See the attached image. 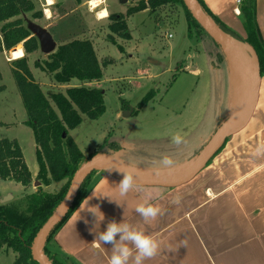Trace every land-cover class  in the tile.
<instances>
[{"label":"crops","instance_id":"crops-1","mask_svg":"<svg viewBox=\"0 0 264 264\" xmlns=\"http://www.w3.org/2000/svg\"><path fill=\"white\" fill-rule=\"evenodd\" d=\"M68 1L53 0L51 7L64 6ZM80 1L82 5L89 3V0ZM245 1L203 0L210 12L242 39L247 38L241 17ZM254 7L264 42V0H254ZM107 10L111 18L110 14L114 11ZM152 13L145 10L135 15ZM169 35H173L171 40L175 38L171 32ZM193 55L191 63L185 62V68H182L183 73L195 83V89L191 90L194 100L191 110L186 107V112L181 111L180 122L176 124L158 126L164 135L167 132V136L176 129L177 132L170 137L171 141L177 133L183 138L189 128L196 126V129H200L207 122H210L211 140L243 109L240 108L234 115L230 113L236 86L239 88V83L235 84L231 63L230 67L228 64H218L205 49L203 54L197 51V58ZM203 56L206 61L202 65L198 60ZM97 84L93 82L91 86ZM184 114H190L192 120H188ZM207 144L193 156L177 161V167L170 172L158 173L135 167L141 169L137 170L141 175L152 177H169L185 172ZM177 147L172 143L173 150ZM218 152L207 167L185 185L177 188L135 186L123 197L118 188L120 180L104 171H97L89 193L56 231L49 248L59 260L70 264H108L111 245L92 242L96 232L106 230L109 221L121 222L125 219L137 227H144L160 243L157 255L145 264H264V76L261 77L257 107L249 125L227 140ZM30 171L33 183L37 185L39 166L34 170L30 168ZM54 184L57 183L51 185ZM177 198L178 203L175 202ZM146 199L161 208V214L148 222L143 221L135 211L136 206ZM101 219L103 221L100 222ZM1 253L12 254L16 261L17 255L11 250L5 248Z\"/></svg>","mask_w":264,"mask_h":264},{"label":"rangeland","instance_id":"rangeland-1","mask_svg":"<svg viewBox=\"0 0 264 264\" xmlns=\"http://www.w3.org/2000/svg\"><path fill=\"white\" fill-rule=\"evenodd\" d=\"M32 1L35 4V12H42L44 17L35 20L34 13L23 15L27 28L29 23H33L46 29L53 36L57 48L76 40H89L103 66V79L98 81L95 87L91 86L93 82L79 80L71 81L70 86L60 85L51 74L37 67L38 62L43 64L49 56L44 55L40 48L28 56L35 82L56 111L51 100L54 94H65L72 87L91 89L98 87L104 92L106 105L104 116L97 121L83 116L80 127L70 132L85 156L84 164L91 157L106 156L99 152L105 141L107 145L104 151L110 152L107 156L113 158L120 166L127 165L126 162L150 170H155L153 162L163 154H173L177 161H181L198 153L209 143L210 122L200 129H196V126L189 128L183 134V145L174 150L171 148L170 137L177 132L176 129L167 136V132L164 135L158 128L160 125L167 126L180 122L181 111L186 112V107L191 110L194 101L191 90L195 89V83L193 84V80L183 73L182 68H185V62L191 61L193 54L194 58H197V51L203 54L204 49V45L197 40L188 39L187 19L181 6L169 5L154 11L152 15L140 14L129 17L128 11L140 0H128L127 3H122L121 0H106L103 8L113 10L114 13L110 14L111 18L108 17L109 19L101 22L90 11L88 4L82 5L80 0H69L64 6L50 7L51 19H48L46 14V0ZM118 15L119 18L123 17L127 27L129 26L127 29L128 34L130 33L129 40L120 38L110 30ZM170 32L175 35L172 40L168 39ZM110 35L114 37V44L109 40ZM18 48L23 50V46L20 45L0 55V141L4 139L17 141L29 169L34 170L38 167L36 143L33 130L26 125L28 116L13 75L11 53ZM205 61L206 57L203 56L198 63L203 65ZM228 66L230 67L229 61ZM152 91L155 92L154 97L147 105L141 107L145 97ZM185 117L192 120L190 114ZM38 182L37 185L33 183L30 187L22 189L20 184L0 180V205L10 194L16 198L12 197L7 204L31 193L59 194L66 184L62 182L54 186H45ZM61 262L70 264L65 260ZM14 263L12 254H0V264Z\"/></svg>","mask_w":264,"mask_h":264},{"label":"trees","instance_id":"trees-1","mask_svg":"<svg viewBox=\"0 0 264 264\" xmlns=\"http://www.w3.org/2000/svg\"><path fill=\"white\" fill-rule=\"evenodd\" d=\"M197 1L217 27L252 47L259 60L261 77L264 76V42L257 26L254 0H246L241 8V17L247 31L246 39H242L215 17L203 0ZM169 5H179L184 9L188 39L197 40L204 45L205 51L216 59L218 64H227L226 57L218 44L194 19L183 0H140L127 15L130 17L145 10L154 12ZM35 9L32 0H0V33L2 35L0 55L4 51L23 46V50L18 48L11 53V56L13 75L28 116L26 125L33 130L36 143V158L39 166L37 180L45 186L62 182L66 184L59 194H32L11 204L0 205V252L6 248L15 253L17 255L15 264H38L33 261L31 251L34 239L65 198L76 172L85 162V156L70 132L80 127L83 116L97 121L106 113L104 92L100 89L70 88L65 94H54L51 100L56 111L41 87L35 82L29 67L28 56L39 50V42L27 29L23 18L25 14L34 13L33 19H42L44 17L42 12H35ZM127 29V23L123 17L116 18L114 24L110 26L113 34L129 40L130 35ZM109 40L115 43L113 35L109 36ZM37 67L51 74L60 85L68 84L73 80L98 82L103 79V66L89 40H76L58 47L57 51L43 64L38 62ZM154 95V91L150 92L141 103V107L147 105ZM106 145L107 141L99 152L110 155V152L104 151ZM95 174L96 171L92 172L84 180L75 204L64 221L54 230L44 248V254L52 264L63 263L48 245L56 231L89 193ZM0 180L14 182L25 188L33 183L22 149L15 140L0 141Z\"/></svg>","mask_w":264,"mask_h":264},{"label":"water","instance_id":"water-1","mask_svg":"<svg viewBox=\"0 0 264 264\" xmlns=\"http://www.w3.org/2000/svg\"><path fill=\"white\" fill-rule=\"evenodd\" d=\"M122 2L127 3L128 0H122ZM183 2L194 19L199 23V25L216 42V44H218L221 51L226 57L227 64L229 61L228 56L234 49L242 51L248 56L249 60H251L252 62V65H249L244 60L243 56L239 54V52H237L238 54H236L241 67L251 76L252 92L250 95L249 104L245 109L241 119L233 126H224L220 130H218L206 145V147L200 152V154L196 156V159L192 162V165L185 171L184 175L181 178L163 180L152 177H144L137 172L136 186L138 187L177 188L190 182L207 167V165L212 161V159L216 156L218 151L227 140L234 136H237L247 128L257 107L261 83V72L259 60L255 51L245 42L230 36L229 34L223 32L219 27H217L213 20L209 18L202 10L197 0H183ZM27 29L38 40L39 48L44 55L50 56L57 51V43L55 42L53 36L46 29L33 23H29V27ZM132 112L133 110H131V114ZM106 157L108 156H95L91 161L83 164L76 172L65 198L54 211L52 216L43 225L34 239L31 248L33 261L38 264H52L48 257L44 254V248L47 245V242L54 230L64 221V219L69 214L71 208L76 202L84 180L92 172L104 171L113 178L122 180V174L119 171L111 169V167H109L105 163ZM119 167L122 166L119 165ZM37 184H39V182ZM11 200L12 196H7L1 201V205L9 203Z\"/></svg>","mask_w":264,"mask_h":264},{"label":"clouds","instance_id":"clouds-1","mask_svg":"<svg viewBox=\"0 0 264 264\" xmlns=\"http://www.w3.org/2000/svg\"><path fill=\"white\" fill-rule=\"evenodd\" d=\"M171 142L179 146L183 143V138L177 133ZM153 163L156 166L155 171L159 173L174 170L178 162L173 154H163ZM116 169L123 176L118 183L119 193L123 197L136 186L137 169L133 165H125ZM175 202L178 203V198ZM135 211L145 222L155 220L161 214L159 205L150 202V199L138 204ZM97 241L111 245L108 264H145L147 260L157 255L160 248V243L155 236L146 232L144 227H137L126 222L125 219L121 222L109 221L106 230L96 232L95 240L92 243L95 244Z\"/></svg>","mask_w":264,"mask_h":264},{"label":"bare ground","instance_id":"bare-ground-1","mask_svg":"<svg viewBox=\"0 0 264 264\" xmlns=\"http://www.w3.org/2000/svg\"><path fill=\"white\" fill-rule=\"evenodd\" d=\"M47 2V6H46V14L48 19H51V12L49 10V8L51 6H53L54 2L53 0H46ZM97 5V3H95L94 1H92V5ZM96 19L98 21H104L109 17V12L108 10L103 6L99 7V9L97 11L94 12ZM237 52H239V54H241L244 58V60L249 64L252 65V62L249 60L248 56L239 50L234 49L228 56L229 61L233 67V72H234V79L236 81L235 84L239 83V88H237L236 86V92L234 95V102H233V106L231 108V112L233 115L238 113L241 109L243 108L236 116H234L233 118H231L226 124L225 127H230L235 125L242 117L245 109L247 108L248 104H249V100H250V94L252 92V82H251V76L241 67L240 63L238 62L237 56L236 54H238ZM105 163L111 167V169L118 171L116 168H119V165L116 164L115 162H113L111 159L109 158H105ZM187 170V169H186ZM184 171L180 172L178 174H174V175H170L168 176H161V177H152V176H145L142 175L144 177H152V178H158V179H179L181 178L180 176L184 175Z\"/></svg>","mask_w":264,"mask_h":264},{"label":"built area","instance_id":"built-area-1","mask_svg":"<svg viewBox=\"0 0 264 264\" xmlns=\"http://www.w3.org/2000/svg\"><path fill=\"white\" fill-rule=\"evenodd\" d=\"M92 1L97 3L98 6H96V5L91 6ZM105 4H106V0H91L88 3V7H89L90 11L94 13L95 11H97L99 9V7L105 6ZM240 4H241V1L238 2V5H240ZM169 38L170 39L173 38V35H169Z\"/></svg>","mask_w":264,"mask_h":264}]
</instances>
